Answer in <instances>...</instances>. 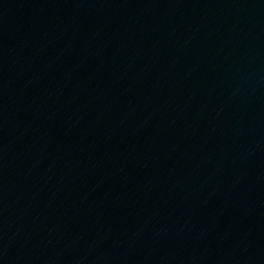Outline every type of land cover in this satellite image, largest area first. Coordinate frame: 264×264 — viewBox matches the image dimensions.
Here are the masks:
<instances>
[{
	"label": "water",
	"instance_id": "water-1",
	"mask_svg": "<svg viewBox=\"0 0 264 264\" xmlns=\"http://www.w3.org/2000/svg\"><path fill=\"white\" fill-rule=\"evenodd\" d=\"M0 264H264V0H0Z\"/></svg>",
	"mask_w": 264,
	"mask_h": 264
}]
</instances>
